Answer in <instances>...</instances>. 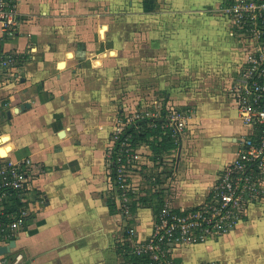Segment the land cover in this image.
I'll return each mask as SVG.
<instances>
[{"label":"crops","instance_id":"crops-1","mask_svg":"<svg viewBox=\"0 0 264 264\" xmlns=\"http://www.w3.org/2000/svg\"><path fill=\"white\" fill-rule=\"evenodd\" d=\"M151 1L145 2L142 35L144 80L151 83L149 89L162 91L157 96L164 94L160 100L166 109L190 106L194 111L186 119L191 138L186 141L185 167L179 162V134L177 151L153 163L158 171L151 184L161 191L163 203L182 211L206 200L234 157L238 139L250 133L228 92L245 59V39L219 11L229 0ZM17 2L21 22L15 34H6L0 24L1 51L16 55V63L0 72V117H5L0 136L8 135L11 158H30L31 165L30 188L18 201L28 218L15 231L10 240L15 244L7 253H21L22 264H125L132 244L126 226L135 222L145 237L156 213L138 206L132 221L123 220L118 203L114 214L107 206L113 197L107 157L113 132L111 88L118 69L108 60L105 64L103 49L107 41H117L118 47L119 33L103 36L105 21L98 12L103 0ZM91 12L95 18L88 17ZM145 98L153 102L158 97L151 92ZM143 151L150 158L143 145L134 163ZM256 205L260 203L226 235L183 245L174 250V259L179 264H234L256 249L255 228L245 229ZM235 237L241 238L239 252ZM209 243L221 251L218 258L203 259L205 249H196L210 248Z\"/></svg>","mask_w":264,"mask_h":264},{"label":"built area","instance_id":"built-area-1","mask_svg":"<svg viewBox=\"0 0 264 264\" xmlns=\"http://www.w3.org/2000/svg\"><path fill=\"white\" fill-rule=\"evenodd\" d=\"M219 11L230 20L233 30L245 39V59L231 80L228 92L238 117L250 127V133L242 141L238 139L234 157L220 171L206 200L182 211H176L164 202L145 237L139 235L136 224L126 226L125 233L132 242L128 252L142 258L144 262L139 264H179L174 259L175 249L186 244L216 241L236 228L252 205L264 200V0H229L219 7ZM20 22L17 0H0L3 31L14 35ZM15 63L16 55L4 54L0 49V72ZM167 112L166 117L150 112L145 116L151 121H164L177 136L185 127V117L173 108ZM119 132H112L107 147L109 170L114 163L113 149ZM4 143L6 141L0 145ZM124 150V154L122 149L116 152V178L109 177L123 220L133 216L130 192L143 194L130 173L136 155L133 159L128 149ZM30 165V158L14 160L8 153L0 156V246L8 245L15 231L28 218L27 208L18 201L20 193L30 188ZM15 198L16 206L10 208ZM8 255L7 251L0 253V264H22L21 253H15L13 257ZM125 264L133 262L128 259Z\"/></svg>","mask_w":264,"mask_h":264},{"label":"rangeland","instance_id":"rangeland-1","mask_svg":"<svg viewBox=\"0 0 264 264\" xmlns=\"http://www.w3.org/2000/svg\"><path fill=\"white\" fill-rule=\"evenodd\" d=\"M145 2L146 0H103L101 4L102 9L101 11H98L99 13H101L99 15H101L105 21V25L102 27L104 28L103 36H105V34L108 35L110 31L112 32L113 25H116L114 28V32L116 34L119 33L117 39L120 38L118 47L117 41L115 42V44L107 41V46L103 49V54L105 56V64L106 60H108L109 63H115L118 69V71L116 72L118 76L115 75L113 80L114 88L111 85V89H114V95L112 94L114 97L112 99V103H114V105L112 106V108H110V110H112L113 112V131L119 130L121 132L124 128L127 127L129 123H136L138 122V120L143 118L131 117V114L138 115L144 113L146 115V112H150L157 113L159 117H166L168 113L165 104H163V100H160L163 99L160 97H163L164 94L160 95V97L157 96L159 95V92L162 91L157 89H149V87H152L151 83L148 80H144L143 61L145 50L142 35L144 32L145 14H147V11L145 10ZM151 2L155 4V2L158 3L159 1L152 0ZM147 3H149V0H147ZM157 12H154L153 14H156ZM88 17L95 18V12H91ZM117 28L119 31H115V29L117 30ZM134 35L136 37L135 39H129V36ZM114 48L115 51L117 50L115 54L112 51ZM133 55H135V58H133ZM112 58L115 61H113ZM151 92L153 95H155V97H158L159 100H157L158 98H156V101L149 102V100H147L145 96H148ZM171 108H173L175 111H178L181 115L185 117V127L180 133L179 140L180 144H183L179 160L180 167L183 168L186 164V141L191 138V127L189 126L190 124H188L186 119L194 111L192 107L183 108L178 106ZM4 118L5 117H0V126L4 122ZM194 124L198 125L195 122ZM243 137H240L239 140L242 141L244 139ZM110 141L111 140H109V143ZM145 155L147 154H145V152L143 151L141 157L138 158V163L135 162L134 165H131L130 170V173L133 174L132 178L136 183V187H138L140 190H143V194L149 193L150 191H157V188H154V185L151 184L152 182H154V180L151 178L157 180L156 173L158 169H156V165L153 164L155 161L152 162L149 156ZM147 179L149 180L148 183ZM150 184L152 186H150ZM149 186L151 187V189L148 190ZM253 213L254 214H252V217L250 218L249 222H247V224L245 225V229L251 230V228H255L256 234L254 235V237H257L256 249H251V251H248V253H245L243 256L239 257V259H234V264H242L243 261H239L241 260V258H243V260H247V262L256 260V264H264V200L260 202V205H256V209H254ZM134 224L135 222H130V225ZM128 241L131 240L128 239ZM232 241L234 243V246H236V251L239 252L240 248L243 249V246L239 247L241 243V238L237 239L235 237ZM207 245H210L211 247L207 248V246L204 245L196 246V249H205L206 255L203 259L218 258L220 256L221 251H219V253L215 249V247L213 246L214 243H209ZM15 253L16 251L12 253L9 252L7 254H12L13 257Z\"/></svg>","mask_w":264,"mask_h":264},{"label":"trees","instance_id":"trees-1","mask_svg":"<svg viewBox=\"0 0 264 264\" xmlns=\"http://www.w3.org/2000/svg\"><path fill=\"white\" fill-rule=\"evenodd\" d=\"M182 107L190 108V106ZM131 117L143 118L138 120L136 123H129L127 127L118 134L117 144L113 149L112 156L114 163L110 166V176L112 179H115L117 176L116 152H120L121 149L123 150V154L125 153L124 149H128L129 156L134 159L136 150L145 145L150 150V158L153 161L161 162L165 156L173 153L178 147L177 136L173 135L172 127L167 125L164 121H151L145 116V114H139V116L131 114ZM112 135L113 133H111V136ZM152 183L154 184L155 181ZM130 195L132 197L130 211L133 213L136 211L138 206L151 207L153 211L157 213L163 204L161 191H152L151 193L143 195H136L130 192ZM135 196H137V198ZM16 200L17 198H15L12 204L9 205L10 208H15ZM116 203V199L110 195L107 199V206L110 213L114 214L118 212L119 209ZM125 235L127 236L126 233ZM128 259L131 260L133 264L144 262L141 257L131 253H129Z\"/></svg>","mask_w":264,"mask_h":264},{"label":"bare ground","instance_id":"bare-ground-1","mask_svg":"<svg viewBox=\"0 0 264 264\" xmlns=\"http://www.w3.org/2000/svg\"><path fill=\"white\" fill-rule=\"evenodd\" d=\"M101 31L104 32V28H102ZM64 65H65L64 61H61L58 66L60 68H62V67H64ZM7 139H8V135H1L0 136V142H5V141H7ZM11 149H12L11 143L10 144L4 143L3 145H0V156L6 155Z\"/></svg>","mask_w":264,"mask_h":264},{"label":"water","instance_id":"water-1","mask_svg":"<svg viewBox=\"0 0 264 264\" xmlns=\"http://www.w3.org/2000/svg\"><path fill=\"white\" fill-rule=\"evenodd\" d=\"M8 114H10V113H8ZM14 244H15V241L12 240V241H10V243L8 245H6V246H0V253H3L5 251H9L10 250V247H13Z\"/></svg>","mask_w":264,"mask_h":264}]
</instances>
